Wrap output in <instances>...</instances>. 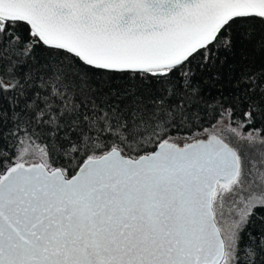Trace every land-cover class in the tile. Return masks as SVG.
Listing matches in <instances>:
<instances>
[{"label":"snow or ice","instance_id":"6c2138e0","mask_svg":"<svg viewBox=\"0 0 264 264\" xmlns=\"http://www.w3.org/2000/svg\"><path fill=\"white\" fill-rule=\"evenodd\" d=\"M0 264H264V0H0Z\"/></svg>","mask_w":264,"mask_h":264}]
</instances>
